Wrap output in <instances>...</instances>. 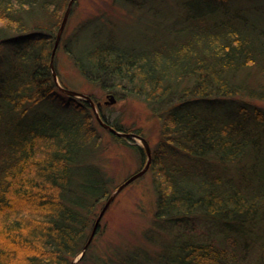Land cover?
Listing matches in <instances>:
<instances>
[{
  "label": "trees",
  "instance_id": "16d2710c",
  "mask_svg": "<svg viewBox=\"0 0 264 264\" xmlns=\"http://www.w3.org/2000/svg\"><path fill=\"white\" fill-rule=\"evenodd\" d=\"M69 1L0 0V264H70L81 253L112 194L99 130L145 165L137 142L110 133L85 100L54 84L51 53ZM113 1L143 10L136 20L162 42L124 46L108 32L111 19L97 18L85 29L105 33L72 59L117 100L143 101L158 122L147 171L154 223L179 234L161 242L146 233L160 250L124 248L109 259L94 257L91 243L78 264H264V107L256 104L264 105V0ZM161 2L167 15L157 27L144 9ZM202 223L219 239H197Z\"/></svg>",
  "mask_w": 264,
  "mask_h": 264
},
{
  "label": "rangeland",
  "instance_id": "374dc122",
  "mask_svg": "<svg viewBox=\"0 0 264 264\" xmlns=\"http://www.w3.org/2000/svg\"><path fill=\"white\" fill-rule=\"evenodd\" d=\"M72 7L54 55V70L58 82L69 90L92 96L95 103L100 102L102 112L110 122L120 120L119 124L132 131L131 133L140 130L152 150L160 138L159 124L145 103L137 99H120L113 105H104L107 93L100 88V85L91 82L77 70L71 52L72 50L81 51L87 44H92L96 40V35L105 33V29H96L93 31L94 35L90 36L93 29H85L89 21H96L97 18L101 21L111 19L109 21L112 26L108 29L110 36L118 39L122 45L127 47L138 44L149 47L158 44L162 42V37H159L162 35L158 34V38L155 39V32L148 28L149 25H139L136 19L143 10L135 9L130 14L132 7L116 5L113 0H77ZM166 9V3L161 2L156 4V8L148 6L144 10L147 11V17L153 18L155 15L158 20L154 23L155 26L162 27L167 15ZM151 12L155 14H150ZM256 104L264 107L261 103ZM99 133L102 137V144L98 152L100 153L98 160L113 181L112 193H114L119 186L143 167L134 150L123 143L116 142L103 130H99ZM152 177V173L147 172L128 184L115 197L103 215L100 228L97 229L93 242H91L93 245L91 252L94 257L109 259L120 251H127L124 248L129 250L147 246L151 250H160V246L151 245L146 241L143 238L144 234L150 233L161 242L169 241L171 236L179 234V231L166 225L155 227L156 194ZM104 204L101 203L97 207L96 215L100 213ZM217 236L212 228L205 227L203 223L196 233V238L204 241L218 240Z\"/></svg>",
  "mask_w": 264,
  "mask_h": 264
},
{
  "label": "water",
  "instance_id": "95a60500",
  "mask_svg": "<svg viewBox=\"0 0 264 264\" xmlns=\"http://www.w3.org/2000/svg\"><path fill=\"white\" fill-rule=\"evenodd\" d=\"M74 0H70L68 7L65 11L64 17L62 19V23L61 26L59 28L55 43H54V47L52 49V53H51V61H50V69H51V73H52V77H53V81L54 84L56 85L57 89H59L61 92H63L66 95L75 97V98H79V99H83L87 102V104L91 107V109L93 110V113L95 115V118L97 119L98 123L105 129H107L110 133L118 136V137H123L126 138L128 140L131 141H135L138 142L141 146V148L144 150V153L146 155V162L144 167L137 173H135L134 175H132L128 180L125 181L124 184H122L121 186L118 187V189L111 194V196L106 200L104 206L102 207L95 223L93 226V229L91 231L90 237L87 241V243L85 244V246L83 247L81 253L70 263V264H78V262L83 258V256L85 255L89 245L91 244L94 235L97 231V229L100 226V221L103 217V215L105 214V212L107 211V209L110 207L111 203L114 201L115 197L119 194V192L124 189L128 184L132 183L133 181L137 180L138 178L142 177L143 175H145L150 167L151 161H152V150L149 146V143L147 142V140L142 137L141 135H138L136 133H124V132H120L118 130H116L115 128H113L112 126L108 125L107 123H105L100 115V110L99 107L101 105L100 102L95 103L90 96L85 95L83 93L77 92V91H73V90H69L67 88H64L59 82H58V78L56 75V72L54 70V55H55V50L57 49L60 39H61V35L62 32L65 28V24L68 20L70 11H71V7L73 4ZM117 102V99L115 98L114 95L112 94H107L106 95V101H104V105H113Z\"/></svg>",
  "mask_w": 264,
  "mask_h": 264
}]
</instances>
